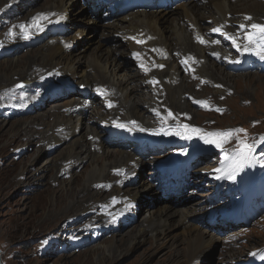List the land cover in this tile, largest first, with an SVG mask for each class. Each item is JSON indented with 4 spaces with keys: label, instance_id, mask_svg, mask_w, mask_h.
<instances>
[{
    "label": "rangeland",
    "instance_id": "obj_1",
    "mask_svg": "<svg viewBox=\"0 0 264 264\" xmlns=\"http://www.w3.org/2000/svg\"><path fill=\"white\" fill-rule=\"evenodd\" d=\"M2 1L0 0V4ZM53 1L36 0L28 7L31 10L30 15L39 12L42 10L41 7ZM237 2L239 4L246 2L248 4L255 2L264 4V0H232L233 4H238ZM84 3L86 4V0L80 2L86 8L87 6ZM206 5H208L207 2L203 1L202 6L206 7ZM205 9L207 11H203L207 15L209 9ZM76 10L80 27L82 29L88 27L85 35L79 40L80 43L76 50L77 55L82 54V63L84 65L81 66V70H84L88 66L90 68L94 66V50L102 33L94 32V30L96 31V27L87 24V20L90 18L89 13H87V8L86 10ZM7 11L8 9L3 7L0 12V37L2 35H8L7 33L10 32L13 33L12 30L19 27L24 21L23 15H8L6 14ZM237 15L233 17L230 15L229 18L238 20L240 19V15L238 17ZM91 20L93 21V18ZM102 21L104 20L99 17L94 22L96 24H103ZM244 21L247 22L246 24H249L253 21V18L251 17L250 22L247 19ZM260 21L264 22V19ZM202 26L208 31L210 30V38L213 40L216 39L215 44H218L217 41L219 42L221 49L224 50L222 53L225 52L224 55L227 56L222 57L219 54H213L209 60L206 58L201 59L202 62H205L203 64L205 66L212 64L215 71L213 68L210 71L222 77L223 80L220 79L223 82H220L223 84L214 85L215 81L210 77L206 76L202 79L197 76L195 72L200 71L201 66L191 62L187 58H183L184 60L182 59V64L178 68V72L180 73H174L173 75L176 76L174 79L179 81L177 83L178 85L186 86L185 91L180 94L181 96L179 95L180 99H182V102H180L182 109H185L186 105L190 107V110L185 111L186 115L178 112L177 109L171 106L166 107L164 105L161 106L159 111H155V104H152L150 100H144V98H140V100L134 99V101L138 103L141 113L143 112L146 117H150L151 119L156 118L159 121L160 127H158V130H154V132L160 131L161 134H163L162 131L167 130L175 132L179 126L189 125L190 127L201 129L204 133L231 132L232 135L223 143L222 148H217L212 144L202 143L203 141H200L199 145L194 144L196 146L194 147L192 145L193 139L190 140L191 145L189 146L186 145V142L175 139L172 144L166 145V148L162 149V152L157 151L158 149H143L141 145H136L135 151L137 154L147 155L145 159L148 162H155L148 163L139 174H132L130 180L123 184L122 189L129 193L141 191L139 185L130 183V181H136L140 178L141 181L147 180L155 182L161 198L168 199L167 203L172 205V208H177L180 212L196 214L197 209L203 208L204 211L195 216L192 222L199 227L210 229V236L225 238L228 246H226L227 244H219L218 246L212 247L204 258L201 257V263L218 264L219 261L226 258L230 251H234L236 254L243 253L241 257H243V262H246L251 261V255L249 254L252 252L259 251L262 253L260 256H264V143L258 142V139L262 137L261 135L264 136V60H260L255 55L249 53L242 54V52L237 51L231 40L213 31L217 28V25H214L210 20L205 21ZM231 26V24L228 25V28H231ZM89 28L92 29L88 30ZM241 30L234 36L242 48V45L246 43L244 37L250 28ZM222 32L224 31L222 30ZM27 34L30 37L26 39L28 40L27 42L21 41V48H14V50L0 48V64L14 59L19 62H24L20 71L16 73L26 72L24 65L34 60L32 54L34 55L47 41L45 39L39 41L38 38L31 43L35 40V37L32 38L29 35L30 32H27ZM228 35L230 34L228 33ZM112 37L114 36L112 35ZM191 41L193 42V38H191ZM112 42H119L118 49L116 50L113 47L112 51H117L118 56L116 55V58H120V61L127 63L130 73H134V75L141 73L134 86L140 92H143L148 88L149 81L142 74L143 70L139 67V64L137 65L132 61V57L128 56L133 52L129 48L124 51L126 44L124 43L122 35L121 38L114 39ZM81 49H86V51L78 52ZM70 50L72 51L73 48L70 47ZM232 59L234 60L233 63L230 61ZM242 59L244 60L242 61ZM236 60L239 63H236ZM165 67H161L159 70L164 72ZM152 69L154 70V68L149 70L153 71ZM0 75H2V70ZM173 75L167 78L168 82ZM16 77L15 83L23 78ZM225 78H229V83H224L226 82ZM55 82L57 81L53 80L50 84ZM1 83L2 81H0V86ZM158 84L156 85L155 83V86H158ZM191 85L193 89H191ZM12 89L16 93L14 98L12 97L7 100L0 98V257L1 260H4L3 264H176L175 262L178 258L181 259L177 261L178 264H187L185 260L187 238L184 235L182 237L179 236V239L177 238L174 242H171L170 239L166 245H164L165 242L155 241L150 236L138 242L125 243L130 234L134 236L139 229L146 227V219L149 218V213L153 207L151 200L144 197V195L148 196L146 193H142L141 202L140 197L138 195L136 196L137 201L141 205V212L136 213L135 219L133 220L134 223L132 222L131 225L127 224L126 226L121 224L123 228L119 229L117 227L116 232L112 234H109L107 228L111 224L116 225L117 218L110 220V225L106 229L103 227L96 228L90 224V217L102 214L103 212L101 210H96L93 214L89 212L87 215H90V217L88 216V219L86 217L87 222L82 221V217H76L74 219L72 217L75 216L69 217L70 215L65 213V209L70 206V200H66V197L68 194L71 195L73 192L81 190V187H84L90 181L93 160L89 162L85 161L80 168L74 170V166L68 164L67 167L63 159L69 155L68 150L73 145L72 143H79V141L84 139L86 131L80 127L78 129V135L71 136L68 138L69 141L67 140L62 144L48 143L44 136L51 133L54 127V121H52L54 118H49V121L47 119L48 114L55 108H63L64 104L69 101L83 99L84 96L76 90L69 91L67 95L60 94L61 92L59 90L58 94L61 97L58 96L56 97L57 99L48 101L42 108L40 106L38 109L32 110L30 109L32 108L30 104L27 105L28 99H24L22 103L17 102V97L28 95V90L31 88L14 86ZM181 89L180 87L178 88L179 91ZM216 90H220L221 94H216ZM32 92L34 98H37V92H40L39 87H33ZM88 92L92 94L90 99H92L95 105L96 112H103L104 114V112H107L114 105L112 104L109 108L105 107L106 101L104 93L99 91L94 92V90ZM155 95L157 93L152 92L151 96L155 98V101L164 104V100L159 99V97L157 98ZM199 102H205L206 106H202ZM116 106L117 103L113 107L115 108ZM169 112L172 113V117L164 120L163 113ZM129 116L131 117L130 114ZM152 120L155 121V119ZM46 122H50V124H46ZM30 123H34L37 127L24 131L21 137L16 138V141L14 131L8 133L12 127L14 129H20ZM102 125L99 120L92 121L89 131L91 133V131L104 130V134L106 131L108 134L104 137L108 141L109 138H112L110 137L109 131H107L109 127L106 129ZM239 129H243L244 131L237 132ZM193 137L199 138L198 136ZM89 138L92 140L93 136H89ZM177 138H180V136L177 135ZM239 141H244L247 144L253 142L251 145H255V148L250 161L235 175L234 180L227 178L225 173L217 172L216 170L221 168L227 170L229 165H233L234 157L239 150ZM178 144H182L183 147L181 149L171 150V147L180 148ZM96 147L91 148L92 153L96 152V149L99 151V148ZM111 149L117 152L128 151L117 146H112ZM201 149L205 150L202 156L203 159L200 163L192 167V173L194 172L196 174L191 176L190 186L188 183L184 191H180L177 196L171 199L170 196L173 193H170L169 189L163 187V184L160 182V170L166 165V161L170 162L171 158L178 152L189 150L190 154H193L196 150ZM206 149L210 152H207ZM209 167H212V169L210 170ZM46 168H48L47 171ZM191 171L190 175L192 174ZM24 173L27 175V178L31 176L30 185L29 182H26ZM150 173L152 174L150 175ZM212 173H214L213 176L211 175ZM217 176L221 178L226 177V179L225 177L223 178L224 181L226 180L224 186H219L220 178L217 179ZM110 192L111 189L106 187L105 184H102L97 189L93 187L89 193H83L81 198L89 200L92 195L100 193L103 199L104 197H108ZM247 193L250 196L244 203L246 211L244 212L245 218L242 220L241 225L235 226L234 221L232 223H228L229 221L227 223L225 221H218L213 227L212 224L215 222L212 220V217L223 216V220L227 218L231 219L232 214L242 201H244V196ZM130 196L134 197L132 194ZM213 197H219L224 200L214 202L212 201ZM112 200L115 201L116 198ZM119 202V200L115 201L116 204ZM56 204L57 207L60 204L59 209L56 208ZM96 224L99 226L100 222ZM183 226L185 227V225ZM230 226L233 228L228 230ZM73 229L75 231L71 233L70 231ZM179 232H181V228L173 224L170 233L171 236ZM116 238L121 244L125 243L122 245V251L119 250L113 256H106L104 258L103 254L105 251L101 249V244L102 246L109 244L113 239L117 240ZM124 240L126 241L124 242ZM103 258L104 261H101ZM199 261L200 259H197L189 264H200Z\"/></svg>",
    "mask_w": 264,
    "mask_h": 264
},
{
    "label": "bare ground",
    "instance_id": "obj_2",
    "mask_svg": "<svg viewBox=\"0 0 264 264\" xmlns=\"http://www.w3.org/2000/svg\"><path fill=\"white\" fill-rule=\"evenodd\" d=\"M35 1L36 0H3L0 4V12L2 8L5 7L8 9L6 13L8 15H23L24 21L21 25L25 26L26 31L30 32L29 35H31L32 38L35 37V40L31 43L38 38L39 41L43 39L47 40L34 55L32 54L34 60L24 65L26 72L16 73L20 71L24 62H19L15 59L0 64V74L2 70V75H0V81H2L0 86V98L6 100L12 97L14 98L16 93L12 88L22 84V87L31 89L28 90V95L17 97V102L22 103L24 99H28L27 105L30 104V107H32L30 109L32 110L38 109L40 106L42 108L48 101L57 99L56 97L60 96L58 94L59 90L61 92L60 94L63 95H67L69 91L76 90L84 96L83 99L80 98L69 101L64 104L63 108H55L47 117L49 121V118H54L52 120L54 121V127L51 133L44 136L48 143L62 144L67 140L69 141L68 138L79 134L78 129H80V127L86 131L88 137L85 135L84 139L79 141V143H72L73 145L68 150L69 155L63 159L65 162L63 163L67 164V167L68 164H71L74 166L73 169L75 170L80 168L85 161L89 162L93 160L90 171V181L86 183L84 187H81V190L67 195L66 200H70V206L65 209V213L70 215L69 217L75 216L72 217V219L82 217V221L87 222L88 216L90 217V215H87L89 212L93 214L96 210H101L104 214L102 213L98 216L90 217V224L96 228L103 227L106 229V227L110 225V220L117 218L116 225L111 224V226L107 228L109 234H112L116 232L117 227L122 229V225H131L135 219L136 213L141 212V205L137 201L136 196L138 195L140 197L141 202L142 193H146L148 196L144 195V197L150 199L153 204L149 213V218L146 219V227L142 229L138 228V232L134 236L130 234L127 237V241L124 240V242L126 241L125 243L128 242L127 244H130L141 241L142 239L145 240L147 236H150L155 241L165 242L164 245H166L170 239L171 242H174L177 238L179 239V236L182 237V235H184L187 238L185 250V260L187 264L197 259H200L199 262L202 264L201 257L204 258L212 247L218 246L219 244H227L225 238L210 236V229L199 227L192 222L195 216L204 211L203 208L197 209L196 214L180 212L177 208H172L173 206L167 203L168 199L161 198L158 193V186L155 182L147 180L141 181L140 178L136 181H130V183L139 185L141 191L136 193H129L127 191V193L122 189L123 184L130 180L132 174H139L148 163L151 164L155 162H148L145 159L147 155L137 154L135 151L136 145L151 147L171 144L169 140L171 136L151 134L154 130H158L160 123L156 118H152L155 119V121H153L150 117H146L143 112L141 113L138 103H136L134 99L140 100V98H144L146 101H152V104H155V111H159L161 106L164 105L166 107L171 106L177 109L178 112L185 114V111L190 110V107L183 105L186 108L182 109L180 106L182 99H180L179 95L185 91L186 86L183 87L182 85H178L177 83H179V81L174 79L176 76L173 75L174 73H180L178 72V68L180 64H182L183 58H187L191 62L201 66L200 71L195 72L197 76L202 79L206 76L210 77L215 81L214 85L223 82L222 77L210 71L213 68L212 64L205 66L203 65L205 62L201 61V59L205 58L209 60L213 54H219L222 57L225 56V52L222 53L224 50L221 49L219 42L215 44L216 39L213 40L210 38V30L208 31L204 28L202 26L203 23L210 20L214 25H217V28L234 36L242 29L241 25H244L245 28H250V25L253 23L264 24V22L260 21L264 19V4L259 2L252 4H248V2L239 4L237 2L238 4H233L232 0H86V4H84L87 6V13L90 15L87 24L96 27V31L94 30V32H101L102 34L95 46V50L93 49L95 51V57L93 59L94 66L92 68L88 66L84 70H81V66L84 65L82 63V54L77 55L76 50L80 43L79 40L85 35V31L88 28L85 27L86 29H82L78 20L76 9L86 10L82 5L83 3L80 4L82 0H54L52 3L41 7L42 10L39 12L30 15L31 10L28 9V7ZM179 1L180 3H178ZM203 1L207 2L208 5H206V7L202 6ZM205 8L209 9L207 15L204 14ZM130 9H133L129 11L130 13L126 12ZM236 14L240 15V19L234 20L233 18H229L230 15L233 17ZM247 16L253 18L252 22L247 19V21L250 22L249 24H246L247 22L244 21ZM99 17L104 20L102 21L103 24H96L94 22ZM34 20H38L39 27L33 26ZM230 24L232 26L228 28ZM90 29L92 28L88 30ZM12 32L14 35L7 33L8 35H2L0 37L1 49H19L22 47L21 41H28L23 37L25 33L20 27L14 28ZM112 35L114 37H112ZM121 35L126 44L124 51L129 48L134 54L138 53L140 56L138 60L133 53L128 55L132 57L133 62L137 65L139 64V67L143 70L142 74L149 81V85H147L148 88L143 92H140L138 88L134 86L141 73L135 74L136 76L134 73H130L127 63L120 61V58H116L117 51H112L113 47L116 48V50L118 49L119 43L112 41L121 38ZM198 37L202 38L206 43H199ZM191 38H193V42ZM238 40L240 41V39ZM70 47L73 48L72 51ZM81 51H86V49H81L78 52ZM177 60H179L178 65ZM161 65L163 67L166 66L164 72L159 70ZM151 68H154V70L152 69L153 71H150L149 69ZM172 75L173 77L168 82L167 78ZM16 76L23 78L15 83ZM53 80L57 82L50 84ZM153 81L156 85L159 83L158 86H155V83H152ZM171 81H173V83H171ZM225 81L224 83H229V78H225ZM230 83L232 82L230 81ZM33 87H39L40 92H37V98H34L32 92ZM179 87L182 88L180 91L178 90ZM191 89H193L192 85ZM93 90L94 92L99 91L104 93L106 101L105 107L109 108V104L115 105L116 103L117 106L114 108L113 105L112 108L104 112V114L103 112H96L95 105L92 99H90L92 94L88 92ZM216 91V94L220 93V90ZM150 92L151 94H149ZM152 92H156L157 95L155 96H157V98L159 97V99H163L164 104L156 102L155 98L151 96ZM163 114L164 117L168 116V113ZM98 120L106 129L109 127L107 131H109L110 137L112 138H109L108 141L105 139L108 134L106 131L105 134L104 130L95 131L92 128L95 132L91 131L90 133L89 131V128L91 129L90 123ZM132 121H135L140 128L149 131H128L126 128L116 127L117 123L129 125V127H131L130 122ZM47 123L50 124V122H46V124ZM36 127L34 123H30L24 125V127L20 129H14V127H12L8 133L14 131L13 133H15L14 137L16 141V138L18 139V137H21L24 131L28 129L32 130ZM89 136H93L92 140H90ZM195 139L199 141V138ZM195 144L199 145V142ZM96 146L99 148V151L96 149V152L92 153L93 151H91V148ZM112 146L121 147L129 152L114 151L111 149ZM177 149H181V147L171 148V150ZM207 150L208 149H206V151ZM157 151L161 152L160 149ZM182 152L183 153L176 154L171 158L170 162L168 161L169 163L166 161L167 164L161 170L162 175L160 179L164 181L165 186H178L174 191V195L170 196L171 199L177 196L180 191H184L188 183L190 186V180H192L191 176L196 174L194 172L192 173V167L202 161V154L205 150H196L191 156L188 151ZM209 169L211 170L212 167H209ZM47 170L48 168H46V171ZM190 171L192 173L191 175ZM116 173L120 174L117 175ZM151 174L152 173H150V175ZM213 174L214 173L211 175L213 176ZM24 177H26L25 180L29 182L30 185L31 176L27 178V175L24 173ZM102 184H105L106 187L111 189L108 197L102 199L99 193L92 195L89 200L81 198L83 193H89L93 187L97 189ZM224 185L225 182L220 178L219 186L222 187ZM130 194H132V196L134 195V197H131ZM113 198H116V200L120 202L116 204V200L113 201ZM58 205L57 207L56 204V208L59 209L60 204ZM242 211L243 216L241 213ZM245 211L246 208L243 203L242 207L233 213L235 220L241 218L244 220ZM97 222H100L99 226L96 224ZM187 222L188 224H186ZM173 224L181 228V232L171 236L170 233ZM183 225H185V227ZM232 228L233 227L230 226L228 230ZM73 231H75V229L70 232L73 233ZM114 239L109 244L103 246L101 244V249L105 251L103 254L104 258H106V256H113L116 252L121 250L122 245L125 244H121L117 238V240ZM178 242L180 243V241ZM226 246H228V244ZM242 254L243 253L236 254L234 251H230L226 258L219 261L218 264H264V259L258 257V252L250 253L251 261L246 262H243V257H241ZM104 258L101 261H104ZM178 260L181 259L178 258L177 261ZM177 261L175 262L176 264H178Z\"/></svg>",
    "mask_w": 264,
    "mask_h": 264
},
{
    "label": "snow or ice",
    "instance_id": "obj_3",
    "mask_svg": "<svg viewBox=\"0 0 264 264\" xmlns=\"http://www.w3.org/2000/svg\"><path fill=\"white\" fill-rule=\"evenodd\" d=\"M246 19L251 20V17H246ZM34 27H39L38 20L33 21ZM22 31L25 32L24 38H28L27 31L25 29L24 25L19 26ZM241 28L244 29L245 26L241 25ZM213 31L220 33L221 35H224L226 39L231 40L234 47H236L237 51H240L243 53H249L252 55L257 56L260 60H264V25L260 24H251L250 30L247 31V34L245 35L244 39L246 43L241 48V45L237 43V39L234 36H230L224 32L220 28H216ZM10 35H14V33H9ZM200 43H206L202 38H197ZM141 42V41H138ZM218 43V41H217ZM135 57L139 60L140 56L139 54H134ZM218 55V54H217ZM236 63H239V61H235ZM143 66V65H142ZM160 67H163L162 65ZM152 83H155L154 81ZM18 87H22V85H18ZM202 106H206L205 102H199ZM112 105L109 104V107ZM159 115V113H157ZM172 117V113L169 112L167 117H163L164 120H167L168 118ZM131 127L129 125L125 124H116V127L119 128H126L128 131L138 130V131H149L147 129L140 128L135 121L130 122ZM243 129L237 130V132H243ZM153 135H159L161 134L160 131L152 132ZM164 135H178L182 139L191 140L193 136H198L199 139L203 140L206 144H212L217 148H222V145L224 142H226L227 138L231 137L232 133H204L201 129L190 127L189 125H182L179 126L175 132H172L171 130L163 131ZM260 142L264 143V137L260 138ZM255 148V145L247 144L244 141H239V150L236 153L233 165H229L228 169L225 168L217 169V172L225 173L227 178L234 179L235 175L243 169L244 165L250 161L252 152ZM227 155V154H226ZM221 178L220 176H217V179Z\"/></svg>",
    "mask_w": 264,
    "mask_h": 264
}]
</instances>
